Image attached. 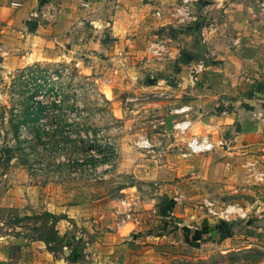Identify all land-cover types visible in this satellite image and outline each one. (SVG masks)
Here are the masks:
<instances>
[{"label":"rangeland","instance_id":"374dc122","mask_svg":"<svg viewBox=\"0 0 264 264\" xmlns=\"http://www.w3.org/2000/svg\"><path fill=\"white\" fill-rule=\"evenodd\" d=\"M192 9L196 20L204 23L207 15L199 10V2ZM25 23L14 30L16 43L8 40L10 47H0V239L20 232L33 239L50 238L56 232L53 253L70 259L73 252L64 256L63 251L71 250L75 240L64 242L55 227L57 216L63 213L51 212L79 198L96 205V214H105V219H99L105 230L123 231L128 242L138 231L167 236L162 243L160 239L150 243L169 247L161 254L167 262L162 264H239L263 257L264 238L245 223L249 215L252 221L258 220L256 200L263 198L259 190L254 195L250 181L233 188L226 182H205L196 176L198 172L184 178L168 167L158 169L159 164L168 162L173 149L163 148L165 136L174 140L172 127L158 121L170 117L174 94L160 95L148 81L155 77L164 87L177 84L176 56L180 61L184 55L192 59L183 63L186 67L191 62H206L200 24L192 28L195 51L189 47L191 42L187 45L181 37L188 25L150 29L167 44L177 36L175 47L179 50L162 65L150 68L143 63L142 52L128 58L120 51L112 54L114 39L107 29L83 18L61 33L39 30L44 22L32 14ZM33 64H39L48 79H40V87L21 73ZM34 88L39 90L35 97L47 106L40 119L27 126L20 112ZM11 120L20 121L17 137L12 134ZM174 149L177 156L170 162L179 166L182 174L183 163L199 153L181 156L183 147ZM194 162L200 164L201 158ZM117 210L139 214L140 223L106 228L105 223L114 219L112 211ZM47 212L56 219L53 224ZM203 223L218 233L205 235L196 243L190 231L200 230ZM188 234L189 240L185 239ZM247 235L258 237L255 247L226 254L219 251L221 240L231 237L230 245L243 246ZM151 255L155 258L145 264L158 259L156 252Z\"/></svg>","mask_w":264,"mask_h":264},{"label":"crops","instance_id":"0c3cea01","mask_svg":"<svg viewBox=\"0 0 264 264\" xmlns=\"http://www.w3.org/2000/svg\"><path fill=\"white\" fill-rule=\"evenodd\" d=\"M179 1L0 0V47H10L7 43L17 42L14 30L16 27H23L30 14L44 22L38 28L46 33L64 32L83 18L107 29L105 32L114 39L112 54L116 55L120 51L121 56L128 58L139 56L142 52V60L147 43L157 34L151 33L150 29H176L181 25H188L190 27L183 28L181 37L185 44L190 45L191 42L189 47L191 51H195L197 45L193 42L195 39L192 28H196L194 26L197 23L200 24V35L201 32L204 33V39L201 40L206 42L203 48L207 58L206 62L201 60L203 70L197 80L191 79L189 67L183 66V62L179 64L176 56L174 72L179 78L177 84L164 87L162 80L157 79L150 85L160 91L170 90L174 94V99L170 101L173 108L184 105L191 107L188 113L170 112L165 125L172 127L175 121L192 120L185 138L205 136L214 147L211 151L195 156L201 158L200 164L194 162L193 154L188 155L193 159L183 163L184 172L180 174L179 166L170 161L177 156L174 147H183L184 151L180 155L187 156L184 155L187 151L186 141L171 138L168 143L170 146L165 147L166 150L173 148L168 154L170 158L167 163L159 164L158 169L168 167L169 171H176V176L184 178L187 173L198 172L195 173L196 176H200L205 182H226L233 188L242 185L244 181H250L254 195L257 196L258 190L263 194L262 201L256 200L255 213L258 220L254 219L250 228L255 227V231L261 236L259 238H264V183L256 182L249 171L252 163L255 164V169L264 167V0H206L208 4H199V10L207 15L206 21L203 23V19L196 18L187 24H178L165 15ZM12 3H20V6ZM83 3L87 5L84 6ZM156 10L162 11L165 16L157 18L154 14ZM177 38L174 36L168 39L173 53H179L175 47ZM141 45L144 51L141 50ZM159 64L162 65L163 62ZM191 177L194 179V176ZM61 208H56L57 212L51 213H63L60 216L55 214V227L64 242L74 238L75 244L70 247L73 258L57 256L47 249L44 241L29 238L20 232L19 235H6L0 239V263L145 264L155 258L151 257L155 252L158 259L153 264L167 263L161 259V254L169 247L165 244H150L156 243L157 239L162 243L168 239L167 236H154L148 230L142 233L138 231L132 234L134 240L128 242L130 238L123 231L111 232L103 228L104 221L99 220L96 205L85 204L78 198L74 203ZM203 224L202 227H207L208 230L203 233L202 238L210 235L211 230L216 233L214 236L217 235V230ZM244 239V245L238 246L229 244L231 237L225 238L219 242L218 249L224 254L246 251L256 246L254 241L258 237L247 235ZM263 261L264 254L260 259L242 261L239 264H258Z\"/></svg>","mask_w":264,"mask_h":264},{"label":"built area","instance_id":"2783aa9c","mask_svg":"<svg viewBox=\"0 0 264 264\" xmlns=\"http://www.w3.org/2000/svg\"><path fill=\"white\" fill-rule=\"evenodd\" d=\"M201 0H180L179 3L174 4L170 9L166 12V16H169L174 22L178 24H187L190 21H194L196 19V16L193 12L194 5ZM18 4V3H14ZM84 6H86V3H83ZM155 16L157 18H161L164 15V13L160 10H156L154 12ZM201 37L204 39V33L201 32ZM173 55V50L167 42L161 38H154L150 40L146 47H145V54H144V62L148 67H152L154 64H159L164 62L167 59H170ZM192 64V65H191ZM191 66H189L190 76L193 81L197 80L199 74L203 70V63L201 61L197 62H191ZM172 93L170 90H163L160 91V95H165L166 97L171 96ZM191 107L188 105L180 106L177 108L171 109V113L177 114V113H188L190 112ZM192 123V120H181V121H175L172 124L173 129V136L174 140L180 138L179 140H185L186 141V149L184 155H191V154H198L203 152L211 151L214 147V144L208 140L205 136H194L190 139L185 138V134L187 130L189 129L190 125ZM159 125H165V120L161 119L158 121ZM143 144H148L147 140L142 141ZM250 174L254 176V179L258 183H264V167L255 169V164H250L249 168ZM126 203L125 201H122V204ZM226 212H229V210H225ZM245 215V213H243ZM112 216L114 219L112 221H107L108 223H105V227L108 229L113 228H122L123 225L126 222H130L132 224L140 223V216L139 214L129 211V210H122V211H112ZM99 219H105V214L102 213L99 215ZM121 224V225H120ZM0 264H6L5 262ZM258 264H264L263 262H260Z\"/></svg>","mask_w":264,"mask_h":264},{"label":"trees","instance_id":"16d2710c","mask_svg":"<svg viewBox=\"0 0 264 264\" xmlns=\"http://www.w3.org/2000/svg\"><path fill=\"white\" fill-rule=\"evenodd\" d=\"M182 59H184V56L182 57ZM180 61V59L178 60V62ZM187 62L186 60L183 62L185 63ZM45 72L43 71V69L40 68L39 64H33L30 66H27L25 68H23L21 70V73H26L27 75L30 76V80H32V83H34V86L36 85L37 87H40L41 84H39L40 79H42L44 82L48 81V79L46 78V76L42 73ZM157 77V76H156ZM157 80V78L152 77L151 80L148 81L149 84H154V82ZM36 88V87H35ZM33 90V92L22 102V110H21V118H22V122L25 123L27 126L30 124H34L35 122H37L40 119L41 113H43V111L46 109V103L43 102L42 99H37L35 96L37 95V92L39 91L38 89ZM30 100H32V103H29ZM19 124L20 121L14 122L11 120V129H12V134H14L17 137L18 134V130H19ZM6 151H10V149L6 148ZM48 216H50L52 218L51 223L53 224V222L56 221V219H53V214H51L50 212L46 213ZM55 224V223H54ZM36 229V228H34ZM208 230L207 227H202L200 230L196 229V230H192L190 231L193 234V240L195 239L198 243V240L202 237L203 233H205ZM54 235L56 232H53ZM216 233L214 231L211 230L210 235L214 236ZM53 234L50 238L44 237V236H38L36 239L42 240L44 241V243L46 244V247L48 248L49 251L54 252L55 248L53 246H51L52 242H55L57 240V236L55 237ZM185 239L188 240L187 236H185ZM69 258H73V255H69Z\"/></svg>","mask_w":264,"mask_h":264},{"label":"water","instance_id":"95a60500","mask_svg":"<svg viewBox=\"0 0 264 264\" xmlns=\"http://www.w3.org/2000/svg\"><path fill=\"white\" fill-rule=\"evenodd\" d=\"M203 3L208 4L209 2H207L206 0H201V1H199V4H203ZM191 61H192V60H191ZM170 142H171V138H170L169 136H165V138L163 139V146L166 147V146L168 145V143H170ZM251 218H252V216L249 215V216L246 218V220H245V223H246V225H247L248 227H251V224H252V220H251ZM70 251H71L70 249L64 250V251H63L64 256H67L68 253H70Z\"/></svg>","mask_w":264,"mask_h":264},{"label":"flooded vegetation","instance_id":"af4514ba","mask_svg":"<svg viewBox=\"0 0 264 264\" xmlns=\"http://www.w3.org/2000/svg\"><path fill=\"white\" fill-rule=\"evenodd\" d=\"M187 59H188V55H184V59H182V61H180V62H184L185 60L187 61ZM188 60H192V59H188Z\"/></svg>","mask_w":264,"mask_h":264}]
</instances>
